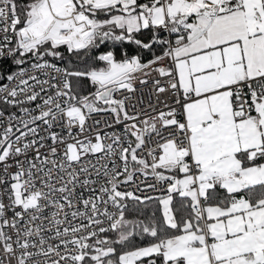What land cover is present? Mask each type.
Returning a JSON list of instances; mask_svg holds the SVG:
<instances>
[{"label": "snow or ice", "instance_id": "6c2138e0", "mask_svg": "<svg viewBox=\"0 0 264 264\" xmlns=\"http://www.w3.org/2000/svg\"><path fill=\"white\" fill-rule=\"evenodd\" d=\"M0 264H264V0H0Z\"/></svg>", "mask_w": 264, "mask_h": 264}]
</instances>
